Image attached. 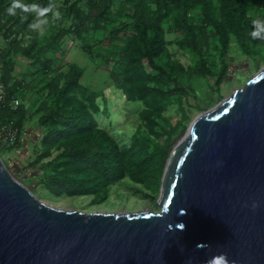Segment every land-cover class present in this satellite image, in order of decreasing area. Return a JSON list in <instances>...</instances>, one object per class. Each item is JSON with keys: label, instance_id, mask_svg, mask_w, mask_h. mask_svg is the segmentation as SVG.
Here are the masks:
<instances>
[{"label": "trees", "instance_id": "16d2710c", "mask_svg": "<svg viewBox=\"0 0 264 264\" xmlns=\"http://www.w3.org/2000/svg\"><path fill=\"white\" fill-rule=\"evenodd\" d=\"M24 2L47 5L49 0ZM53 2L62 19L52 22L49 16L46 34L39 38L28 28L33 15L21 23L5 14L11 0H0V80L8 97V102L0 101V133L8 124L18 130L14 141L0 140V155L25 150L29 133L24 124L31 111L40 115L39 134L33 135L34 141L41 137V148L19 173L37 172L31 181L57 198L90 197L95 202L108 199L113 186H125L156 200L174 141L189 125L185 106L201 109L198 103L213 96L222 101L223 83L237 60L245 58L255 69L264 63V41L250 35L252 19L264 18V0ZM170 34L178 35L170 41ZM76 41L106 64L113 86L126 100L139 105V125L132 128L129 142L100 126L97 116L108 112L99 94L82 83V67L64 62ZM171 45L188 54L191 65L186 67ZM21 60L26 67L17 74ZM237 72L252 74L244 68ZM21 91L27 93L23 98ZM13 97L21 100L16 109L9 104ZM172 107L182 110L176 123L167 114Z\"/></svg>", "mask_w": 264, "mask_h": 264}, {"label": "water", "instance_id": "95a60500", "mask_svg": "<svg viewBox=\"0 0 264 264\" xmlns=\"http://www.w3.org/2000/svg\"><path fill=\"white\" fill-rule=\"evenodd\" d=\"M157 203L54 206L0 155V264H264V66L190 123Z\"/></svg>", "mask_w": 264, "mask_h": 264}, {"label": "rangeland", "instance_id": "374dc122", "mask_svg": "<svg viewBox=\"0 0 264 264\" xmlns=\"http://www.w3.org/2000/svg\"><path fill=\"white\" fill-rule=\"evenodd\" d=\"M177 35L178 34H170L167 35V37L171 41L174 40ZM97 47L99 46H95L94 49H97ZM170 48L174 55L186 67L191 65V61L189 59L188 54L184 53L182 50L177 48L176 45H171ZM63 59L65 63H68V65L69 63H75L82 67L85 71L82 83L84 84V86L89 87L91 90L99 94V100L101 102V105L108 112L107 114L101 113L97 116V120L100 126L106 128L116 138H124L126 142H129L130 137L133 134L132 128H136L139 125V105L126 100L124 94H122V91L116 89V87L113 86L114 82L112 81V78L110 76V69H107V67H105L106 64L104 62L101 63V60L99 58L92 57L88 52L84 51L78 41H76L73 46L67 48L66 56ZM237 62L238 60L235 62L233 66V71L228 76V80L223 83L222 93L224 95V98L232 96L233 92L236 89L244 87L247 82L246 77L249 80L264 66V63H262L258 69H255V65L254 67L251 66L249 61L245 58L240 59V61L238 63ZM20 65L21 66L17 69V74L22 73L24 68L26 67L25 60L20 62ZM65 65L67 66V64ZM240 68H244L245 71H252V74L245 76L242 73H238L237 70ZM200 83L206 84L204 80H201ZM194 84L198 85L197 82H195ZM199 86L200 85H198L197 87ZM200 88H202V86ZM200 88H198L199 91ZM207 88L208 86L203 87V89L205 90H207ZM26 95L27 93L25 91H21L19 93V96L22 98ZM31 95V97H34L35 93H31ZM30 98H27L25 100L28 105H30L31 102L29 101ZM219 102L221 101L218 100L217 96H213L212 98H209L206 101H200L198 103L199 106L202 107V110L190 108L188 105H186L185 108L188 109V113L190 114L189 125L199 114L214 108ZM29 114L30 115L27 117L24 124V131L26 133H29L25 136L27 137L26 148H24L25 150H22V148L8 150L5 152L2 158L8 166H12L14 169H16L12 172L15 177L21 180L30 188H33L34 193L40 199L51 205L58 206L61 208L78 209L86 212H91L94 210H101L106 212H131L144 211L147 209L154 212L160 211V207L157 203L159 201L160 194L158 198H156V200H153L152 198H145L140 196L139 194H134L125 186H113L110 196L106 200L97 199L94 202V199L90 197L57 198L51 195L48 190L44 187V185H39L37 181H31V178H34L37 172L32 171L31 169H26L25 171L19 173V167H21L22 165L26 166L30 164L32 155L33 153H35V150H39L41 148V137H38L39 139L34 141L37 137L33 135L34 133L39 134V132L36 130V126H39L37 123L40 115H36L34 113L32 114L31 111H29ZM167 114L172 115L173 123H176V121L178 119H181L183 116L182 110H179L176 107L170 108L167 111ZM184 134L179 135L176 138L171 151L183 139ZM161 141H163V139H161ZM148 193L151 194V192Z\"/></svg>", "mask_w": 264, "mask_h": 264}, {"label": "clouds", "instance_id": "9594fccd", "mask_svg": "<svg viewBox=\"0 0 264 264\" xmlns=\"http://www.w3.org/2000/svg\"><path fill=\"white\" fill-rule=\"evenodd\" d=\"M5 14L10 17H19L21 23L28 20L29 14L33 15L34 19L28 24V28L36 32L39 38H43L46 34L44 26L49 24V16H51L52 22L62 19L59 5L54 3L53 0H49L47 5L29 4L25 3L24 0H11V3L5 9ZM251 23L252 31L250 35L252 39L264 41V18H254ZM221 259L222 264H228L227 259L223 257Z\"/></svg>", "mask_w": 264, "mask_h": 264}, {"label": "built area", "instance_id": "2783aa9c", "mask_svg": "<svg viewBox=\"0 0 264 264\" xmlns=\"http://www.w3.org/2000/svg\"><path fill=\"white\" fill-rule=\"evenodd\" d=\"M8 99L7 93H6V85L3 83V81L0 80V101H6ZM8 102V100H7ZM21 103V100L18 98H11L9 104L16 109ZM18 134V130L12 127V124L4 125L2 126V130L0 133V140L3 142L7 141H14L16 135Z\"/></svg>", "mask_w": 264, "mask_h": 264}]
</instances>
